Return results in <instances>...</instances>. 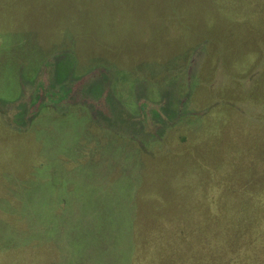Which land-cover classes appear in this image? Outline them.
Listing matches in <instances>:
<instances>
[{"label":"rangeland","instance_id":"1","mask_svg":"<svg viewBox=\"0 0 264 264\" xmlns=\"http://www.w3.org/2000/svg\"><path fill=\"white\" fill-rule=\"evenodd\" d=\"M0 264H264V0H0Z\"/></svg>","mask_w":264,"mask_h":264}]
</instances>
